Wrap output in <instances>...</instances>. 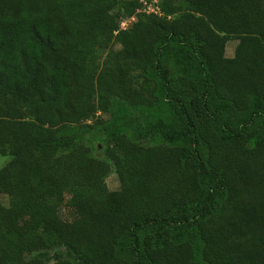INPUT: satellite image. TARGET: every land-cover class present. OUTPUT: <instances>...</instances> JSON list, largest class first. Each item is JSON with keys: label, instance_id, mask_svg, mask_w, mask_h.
Segmentation results:
<instances>
[{"label": "trees", "instance_id": "trees-1", "mask_svg": "<svg viewBox=\"0 0 264 264\" xmlns=\"http://www.w3.org/2000/svg\"><path fill=\"white\" fill-rule=\"evenodd\" d=\"M143 1L0 0V264H264V0Z\"/></svg>", "mask_w": 264, "mask_h": 264}, {"label": "rangeland", "instance_id": "rangeland-1", "mask_svg": "<svg viewBox=\"0 0 264 264\" xmlns=\"http://www.w3.org/2000/svg\"><path fill=\"white\" fill-rule=\"evenodd\" d=\"M143 1V0H142ZM155 1V0H154ZM153 1L151 0V3H152ZM142 3H144V1L142 2ZM143 5V4H142ZM144 9L146 10V11H150L151 10V8H153V6H151V4H149V3H144ZM124 20V22H125V24L124 25H127V23L129 24V22L131 21V18H128V19H123ZM234 45H235V41L234 40H228L227 42H226V44H225V47H224V55L225 56H231L232 55V51H233V47H234ZM104 54H105V51L104 52H102L101 53V55H100V59L101 58H103V56H104ZM99 148V147H98ZM9 158V155H0V166L2 165V164H4L5 162H6V160ZM104 181H105V184H106V187L108 188V189H110V190H113V189H116L117 188V180H116V178H115V175L110 171L108 174H107V176L105 177V179H104ZM0 200H1V202L3 203V204H5L6 203V198H5V196L4 195H0ZM16 215H19V213L18 212H16L15 213ZM48 257H49V253H48ZM52 261V259L51 258H48V263L47 264H49L50 262Z\"/></svg>", "mask_w": 264, "mask_h": 264}, {"label": "built area", "instance_id": "built-area-1", "mask_svg": "<svg viewBox=\"0 0 264 264\" xmlns=\"http://www.w3.org/2000/svg\"><path fill=\"white\" fill-rule=\"evenodd\" d=\"M124 24H125L124 20H121L120 23H119V27L123 28L125 26Z\"/></svg>", "mask_w": 264, "mask_h": 264}]
</instances>
